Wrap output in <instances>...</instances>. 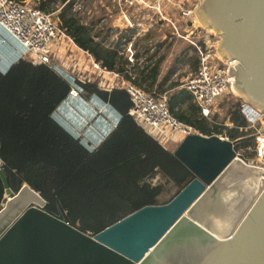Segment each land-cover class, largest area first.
I'll return each mask as SVG.
<instances>
[{"label":"water","instance_id":"95a60500","mask_svg":"<svg viewBox=\"0 0 264 264\" xmlns=\"http://www.w3.org/2000/svg\"><path fill=\"white\" fill-rule=\"evenodd\" d=\"M195 15L221 36L222 58L239 62L233 91L264 111V0H202ZM129 24L125 13L114 22ZM235 143L185 136L173 153L194 178L95 234L49 212L27 182L14 191L0 157V264H264V167L239 157Z\"/></svg>","mask_w":264,"mask_h":264},{"label":"trees","instance_id":"16d2710c","mask_svg":"<svg viewBox=\"0 0 264 264\" xmlns=\"http://www.w3.org/2000/svg\"><path fill=\"white\" fill-rule=\"evenodd\" d=\"M52 1L35 0L45 12L56 10L50 6ZM75 3L61 0L60 27L105 69L148 92H168L173 116L201 134L226 135L236 141L237 152L256 144V129L249 127L242 100L228 109L232 126L219 122V114L204 116L187 88L180 87L179 82L166 87L164 81H159L164 56L152 65L132 64L118 49L96 39L99 35L73 11ZM191 59L197 70L199 57ZM77 84L82 95L100 96L121 115L113 132L93 151L53 117L69 97L68 80L49 65L34 63L29 57L17 61L7 73L0 71V157L14 191L27 182L46 199L49 212L63 213L72 225L95 234L144 206L158 204L164 185L153 182L157 175L180 187L194 175L130 114L132 99L126 89L106 91L95 81ZM4 196L0 176V209Z\"/></svg>","mask_w":264,"mask_h":264},{"label":"built area","instance_id":"2783aa9c","mask_svg":"<svg viewBox=\"0 0 264 264\" xmlns=\"http://www.w3.org/2000/svg\"><path fill=\"white\" fill-rule=\"evenodd\" d=\"M114 1L123 13H126L125 9L127 8H134L133 11L137 12L154 11L162 14L166 4V0ZM201 1L191 0L189 8H185L182 3H179L182 17L194 19L195 9ZM55 14L54 11L45 12L41 10L35 0H0V67L4 71H8L14 63L25 57H29L37 64H47L71 83V90L66 101L79 99L82 96V89L79 88L77 82L91 81L85 76L86 69L91 67L95 73L110 72L103 67L101 61L82 48L78 49L84 53V59L90 60L89 63L83 61V67H79L80 60L73 65L58 59L59 54L64 51L62 46L64 42L69 41L73 45L76 44L66 30L60 27L59 19L55 17ZM130 24L133 26L131 21ZM173 25L177 28L175 23ZM137 26L141 27L142 23L138 22ZM195 47L199 57L198 69L188 75L181 86L190 91L203 115L211 117L218 99L233 92L234 78L233 75L229 74V70L230 66H236L239 62L234 63V60L228 61V59L220 58L213 49V45L195 43ZM127 51V58L131 63L134 62L132 64L145 65H141V60V62L137 61L139 57L136 56L137 60L135 59L132 43ZM73 52L71 47H67L65 51L66 54H71L70 57H72ZM74 73L77 77L74 76ZM115 75L120 77L121 74L116 72ZM119 87L126 89L131 96L130 114L144 127L148 134L158 141L171 139L175 134L185 137L198 132L192 126L181 122L172 115L169 98L166 94L157 96L130 80L122 81ZM242 111L250 121L249 127L258 123L264 124V111H259L245 101L242 103ZM253 136L256 139L255 158L246 161L264 167V133L258 129ZM238 155L243 158L239 152Z\"/></svg>","mask_w":264,"mask_h":264},{"label":"rangeland","instance_id":"374dc122","mask_svg":"<svg viewBox=\"0 0 264 264\" xmlns=\"http://www.w3.org/2000/svg\"><path fill=\"white\" fill-rule=\"evenodd\" d=\"M170 1L166 0L162 14L154 11L137 12L133 11L134 8L125 9L126 16L133 23V26L129 24L126 27L114 26L115 20L123 13L114 0H76L73 11L77 13L81 21L92 28L95 34L99 35L96 39H101L107 46L118 49L124 57L128 56L127 49L131 43L134 57L136 59L137 54H139V58L136 60L142 61L141 65L148 62L152 65L160 56H164L159 81H164L166 87L172 82H179L180 87H182L181 85L186 80V76L193 70L196 71L191 59L198 56L195 43L213 45V49L218 52L220 50L221 36L217 32L212 31L213 29L210 30L211 28L204 27L203 24L201 26L197 25L196 15L194 19L182 17L181 9L178 6L179 3H182L185 8H189L191 0ZM62 5L61 0H54L50 3V6L56 8L54 10L56 13H61ZM60 21L59 17V24ZM138 22L142 23L141 27L137 26ZM173 23H175L177 28L174 27ZM146 59L150 60L145 61ZM85 62L89 63L90 60L86 59ZM90 69L92 70L91 67ZM170 73L169 78L165 80V77ZM85 74L88 77H93L91 82L95 81L100 89L103 90H111L119 87L122 81H127L123 75L116 77L114 73L97 72V74H93L86 69ZM152 93L157 96L166 94L169 98L168 92L159 94L154 90ZM239 100L242 99L234 91L223 95L218 99L212 115L219 114L217 117L219 122L224 121L226 125L232 126L228 109L230 105ZM109 110L108 113L112 112L111 109ZM253 128L257 132L261 128V123L255 124ZM223 136L227 137L226 135ZM183 138L182 135L175 134L171 139L159 141L165 148L174 151ZM255 147L256 144L242 148L239 153L245 160H251L255 158ZM253 153L254 155L252 156ZM153 182L164 185V191L160 194L158 203L169 201L182 188L161 174L157 175Z\"/></svg>","mask_w":264,"mask_h":264},{"label":"crops","instance_id":"0c3cea01","mask_svg":"<svg viewBox=\"0 0 264 264\" xmlns=\"http://www.w3.org/2000/svg\"><path fill=\"white\" fill-rule=\"evenodd\" d=\"M70 44L73 45L69 41L62 44L64 51L59 54L60 57L58 59L61 61H67L69 64L73 65L76 61L80 60L79 67H83L86 59H84V53L78 49L81 47H79L76 42L75 44L78 47L76 45L70 46ZM66 45L67 47H71L73 49L74 52L72 57H70L71 54L65 53L67 50ZM90 72L97 74L92 70H90ZM109 72L114 73V71ZM74 76H76L75 73ZM86 78L88 80L93 79V77L88 76H86ZM109 109H111L112 112L108 113V111H110ZM53 117L68 128L76 137H81L83 143L90 151H93L98 148L104 139L113 132L121 118V115L108 101H105L100 96L93 94L90 98L82 95L79 99H70V101L63 102L55 110Z\"/></svg>","mask_w":264,"mask_h":264},{"label":"bare ground","instance_id":"6f19581e","mask_svg":"<svg viewBox=\"0 0 264 264\" xmlns=\"http://www.w3.org/2000/svg\"><path fill=\"white\" fill-rule=\"evenodd\" d=\"M197 25H200V26L202 25V22H201V20H199L198 17H197ZM210 30H212V29H210ZM212 31H213V30H212ZM218 52H219L218 56H219V55H223L222 53L220 54V50H219ZM218 52H217V53H218ZM219 57H220V56H219ZM220 58H222V56H221ZM223 59H225V58H223ZM228 61H229V60H228ZM231 62H232V61H231ZM233 62L236 63L237 60H234ZM233 62H232V63H233ZM234 92H235L237 95H239V92L237 91V89L235 88V86H234ZM253 165H254V164H253ZM259 166H261V165H259Z\"/></svg>","mask_w":264,"mask_h":264},{"label":"clouds","instance_id":"9594fccd","mask_svg":"<svg viewBox=\"0 0 264 264\" xmlns=\"http://www.w3.org/2000/svg\"><path fill=\"white\" fill-rule=\"evenodd\" d=\"M14 64H15V63H14ZM11 67H12V66H11ZM11 67H10V68H11ZM10 68H9V70H10ZM9 70H8V71H9ZM0 71L3 72V73H7V72H8V71H4V69H3L2 67H0Z\"/></svg>","mask_w":264,"mask_h":264}]
</instances>
